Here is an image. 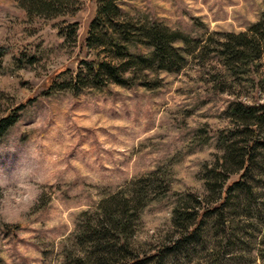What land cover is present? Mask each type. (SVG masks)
I'll use <instances>...</instances> for the list:
<instances>
[{"label":"rangeland","instance_id":"obj_1","mask_svg":"<svg viewBox=\"0 0 264 264\" xmlns=\"http://www.w3.org/2000/svg\"><path fill=\"white\" fill-rule=\"evenodd\" d=\"M106 2L111 23L129 26L132 40L118 41L119 49L146 57L151 49L137 31L157 24L185 39L176 44L192 51L183 68L147 72L123 87L84 75L77 82L80 61L111 60L103 43L112 31L99 16ZM259 22L264 28V0H0V118L16 119L0 141V264L77 259L88 251L82 229L112 198L136 209L128 244L139 260L178 239L175 210L201 215L217 204L206 183L225 154L231 109L264 98V55L256 67L232 71L221 45ZM257 153L248 178L235 173L223 184L239 179L242 189L222 193V210L203 216L194 240L161 255L162 264H264V152Z\"/></svg>","mask_w":264,"mask_h":264},{"label":"trees","instance_id":"obj_2","mask_svg":"<svg viewBox=\"0 0 264 264\" xmlns=\"http://www.w3.org/2000/svg\"><path fill=\"white\" fill-rule=\"evenodd\" d=\"M42 10L47 12L53 9L45 7ZM99 16L107 20L112 31V38L103 43V45H108L110 50H113L112 57L109 62L80 61L77 82H81L80 78L84 75L85 80L91 79L95 84L104 81L121 87L128 86L133 79L144 78L147 72L177 73L183 68L187 56L192 55V51H183L176 47L177 43L185 41L179 33L153 24L148 27H140L137 31V35L142 38L141 42L151 49L150 54L146 57H133L119 49L117 45L118 41L129 42L132 39L129 37L128 25H113L111 23L112 20H115L111 3L106 2L100 6ZM98 19L97 17L91 22L93 30L96 24L98 25ZM92 39V36L88 37L87 45H93L90 43ZM4 54L5 50L0 48V57ZM220 55L223 58L224 66L232 71H234V66L255 64L256 67V63L260 62L264 55L263 24L256 23L250 28L249 34L228 36L225 43L221 45ZM123 56H127L125 63H113V60L123 59ZM63 73L65 72L61 74ZM125 74L129 76L126 77ZM59 76L53 78L49 88L56 86L55 80ZM69 83H73V81ZM75 86L72 84L66 88L73 91ZM230 118L232 125L230 136L222 140L223 144H226L225 154L220 159V165H216L208 171L207 180L209 181L206 183L207 189L220 197V201L217 200L219 202L210 209H201V215L195 212L193 208L175 210L174 223L179 229V236L170 247H163L158 254L139 260L128 244V239L132 235L130 223L137 216L136 209L134 211L127 209V203L130 202L128 199L116 201L112 198L102 201L98 205L97 223L94 226L83 228L80 233L78 241L80 244L87 245L88 251L81 250L80 257L75 260L67 256L64 264H151L154 259L156 261L153 264H162L161 255L166 256L176 250L178 251L185 244L194 240L201 218L208 213L219 212L224 207L226 196L221 194L229 192L233 186L241 189L244 186L237 179L226 189H223L225 180L230 175L240 172V178H246L250 167L256 162L257 152H264V98L260 100L256 96L253 104L237 102L231 109ZM15 123L16 119L13 116L0 118V141ZM226 140L227 142H225ZM210 182L213 183L210 185ZM213 203L216 202L213 201Z\"/></svg>","mask_w":264,"mask_h":264}]
</instances>
